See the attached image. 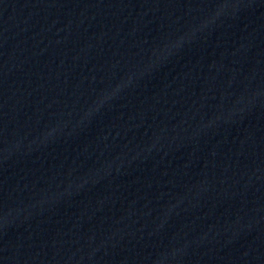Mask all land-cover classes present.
Masks as SVG:
<instances>
[{"label": "clouds", "instance_id": "clouds-1", "mask_svg": "<svg viewBox=\"0 0 264 264\" xmlns=\"http://www.w3.org/2000/svg\"><path fill=\"white\" fill-rule=\"evenodd\" d=\"M121 87H122L121 85H117V86H116V89L114 90V92H113L112 95H114L115 92H118V91L120 90ZM110 98H111V96H105V97H104V99H110ZM101 103H103V100L101 101Z\"/></svg>", "mask_w": 264, "mask_h": 264}]
</instances>
